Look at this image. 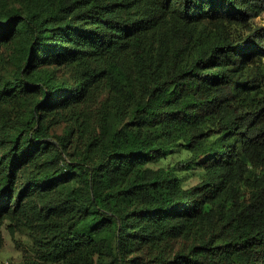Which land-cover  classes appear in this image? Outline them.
I'll return each mask as SVG.
<instances>
[{
	"label": "trees",
	"instance_id": "obj_1",
	"mask_svg": "<svg viewBox=\"0 0 264 264\" xmlns=\"http://www.w3.org/2000/svg\"><path fill=\"white\" fill-rule=\"evenodd\" d=\"M263 16L0 0V239H33L3 264H264Z\"/></svg>",
	"mask_w": 264,
	"mask_h": 264
},
{
	"label": "rangeland",
	"instance_id": "obj_2",
	"mask_svg": "<svg viewBox=\"0 0 264 264\" xmlns=\"http://www.w3.org/2000/svg\"><path fill=\"white\" fill-rule=\"evenodd\" d=\"M259 22L264 24V16L258 19ZM61 131V129H58ZM188 182L191 184L197 180V173L194 172L188 176ZM33 239L28 229L18 230L16 234L12 235L7 228L2 229L0 239V264L13 262L18 263L25 260L31 255V248ZM180 243H176V246ZM138 264H158L154 261L149 262L147 258L141 260Z\"/></svg>",
	"mask_w": 264,
	"mask_h": 264
}]
</instances>
